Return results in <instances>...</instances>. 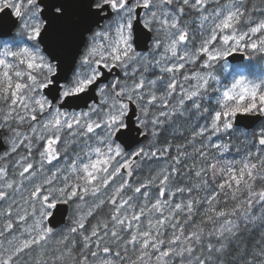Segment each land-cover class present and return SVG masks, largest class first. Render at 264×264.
Returning <instances> with one entry per match:
<instances>
[{
    "label": "snow or ice",
    "instance_id": "1",
    "mask_svg": "<svg viewBox=\"0 0 264 264\" xmlns=\"http://www.w3.org/2000/svg\"><path fill=\"white\" fill-rule=\"evenodd\" d=\"M0 264H264V0H0Z\"/></svg>",
    "mask_w": 264,
    "mask_h": 264
}]
</instances>
